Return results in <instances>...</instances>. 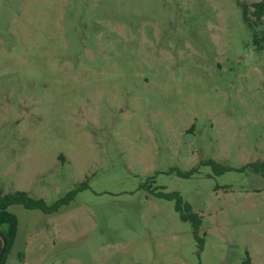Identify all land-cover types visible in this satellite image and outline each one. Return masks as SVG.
<instances>
[{
	"label": "rangeland",
	"instance_id": "1",
	"mask_svg": "<svg viewBox=\"0 0 264 264\" xmlns=\"http://www.w3.org/2000/svg\"><path fill=\"white\" fill-rule=\"evenodd\" d=\"M259 1L0 0V190L90 186L55 214L11 205L8 264H264Z\"/></svg>",
	"mask_w": 264,
	"mask_h": 264
},
{
	"label": "trees",
	"instance_id": "2",
	"mask_svg": "<svg viewBox=\"0 0 264 264\" xmlns=\"http://www.w3.org/2000/svg\"><path fill=\"white\" fill-rule=\"evenodd\" d=\"M241 7L243 12V20L248 28L253 32L254 45L257 47V49L264 50V31H262V33H258L255 30V27L261 24L264 17V0L251 4L241 3ZM202 164L212 165L214 168H218L220 174H223L230 169L212 160L202 162ZM250 167L255 173L264 176V161L252 163ZM196 170L197 168H194L190 172L178 171V175L184 178H189ZM89 188V181L86 180L51 205L47 204L43 199H34L30 197L26 192L18 191L3 195L2 191L0 190V252L3 246V239L7 240L6 252L0 264L7 263L8 253L13 246L18 231V219L14 214L8 211V208L11 205H23L29 210L37 209L41 210L45 214H55L64 206L70 205L80 192ZM157 196L169 201H175V209L179 213L181 220L191 223L194 231V237L202 248L205 241L199 233L203 224L202 217L192 211V207L184 202L179 192H159L157 193ZM4 225H7V230L1 229Z\"/></svg>",
	"mask_w": 264,
	"mask_h": 264
},
{
	"label": "water",
	"instance_id": "3",
	"mask_svg": "<svg viewBox=\"0 0 264 264\" xmlns=\"http://www.w3.org/2000/svg\"><path fill=\"white\" fill-rule=\"evenodd\" d=\"M6 248H7V240L3 239V246H2V250L0 252V263H1L2 259H3V256H4L5 252H6Z\"/></svg>",
	"mask_w": 264,
	"mask_h": 264
},
{
	"label": "crops",
	"instance_id": "4",
	"mask_svg": "<svg viewBox=\"0 0 264 264\" xmlns=\"http://www.w3.org/2000/svg\"><path fill=\"white\" fill-rule=\"evenodd\" d=\"M6 264H8V263H6Z\"/></svg>",
	"mask_w": 264,
	"mask_h": 264
}]
</instances>
